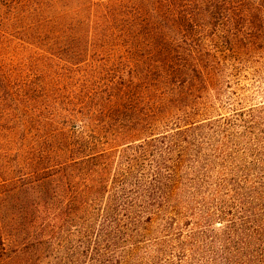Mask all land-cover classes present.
<instances>
[{
  "label": "trees",
  "instance_id": "trees-1",
  "mask_svg": "<svg viewBox=\"0 0 264 264\" xmlns=\"http://www.w3.org/2000/svg\"><path fill=\"white\" fill-rule=\"evenodd\" d=\"M73 3L41 20L42 134L22 159L0 63V264H264V103L210 113L264 48V0ZM116 55L104 88H71Z\"/></svg>",
  "mask_w": 264,
  "mask_h": 264
},
{
  "label": "rangeland",
  "instance_id": "rangeland-1",
  "mask_svg": "<svg viewBox=\"0 0 264 264\" xmlns=\"http://www.w3.org/2000/svg\"><path fill=\"white\" fill-rule=\"evenodd\" d=\"M9 1L0 0V18L3 16L4 20L0 22V63H5L12 75L9 116L5 120L7 128L1 134H5V139L7 134L13 132L15 140L8 147L14 158L22 159L25 150L39 146L41 141V92L31 90L41 81V53L44 49L39 36L41 20L45 15L54 17L57 12L52 6L55 0H29L17 9H11ZM75 1L65 0L69 5ZM255 41V44L264 46V33ZM107 58L110 62L106 59L95 60L88 69L67 72L65 75L70 79L71 88H104L107 82L104 73L110 69L101 66L110 64L109 68H113L111 63L121 60L117 55ZM241 58L243 61L234 70L227 71L220 91L211 97L214 109L210 113L213 117L231 115L235 111L264 103V48H253L250 54L241 53ZM88 59L91 63L92 57ZM19 86L21 90H18Z\"/></svg>",
  "mask_w": 264,
  "mask_h": 264
}]
</instances>
